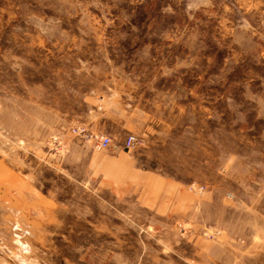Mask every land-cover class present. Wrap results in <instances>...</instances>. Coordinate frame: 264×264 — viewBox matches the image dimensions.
Here are the masks:
<instances>
[{
	"label": "rangeland",
	"instance_id": "rangeland-1",
	"mask_svg": "<svg viewBox=\"0 0 264 264\" xmlns=\"http://www.w3.org/2000/svg\"><path fill=\"white\" fill-rule=\"evenodd\" d=\"M0 264H264V0H0Z\"/></svg>",
	"mask_w": 264,
	"mask_h": 264
},
{
	"label": "built area",
	"instance_id": "built-area-1",
	"mask_svg": "<svg viewBox=\"0 0 264 264\" xmlns=\"http://www.w3.org/2000/svg\"><path fill=\"white\" fill-rule=\"evenodd\" d=\"M135 137L134 136H129L127 139H126V148H131L133 147L134 145V142H135ZM109 143H110V139L107 138V137H102L100 139V148L104 149V148H107L109 146Z\"/></svg>",
	"mask_w": 264,
	"mask_h": 264
},
{
	"label": "bare ground",
	"instance_id": "bare-ground-1",
	"mask_svg": "<svg viewBox=\"0 0 264 264\" xmlns=\"http://www.w3.org/2000/svg\"><path fill=\"white\" fill-rule=\"evenodd\" d=\"M125 146H126V142H125Z\"/></svg>",
	"mask_w": 264,
	"mask_h": 264
}]
</instances>
